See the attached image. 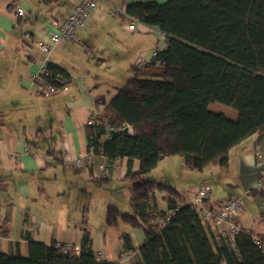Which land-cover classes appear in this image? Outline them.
I'll return each instance as SVG.
<instances>
[{"label": "crops", "instance_id": "crops-1", "mask_svg": "<svg viewBox=\"0 0 264 264\" xmlns=\"http://www.w3.org/2000/svg\"><path fill=\"white\" fill-rule=\"evenodd\" d=\"M135 1L144 0H100L75 39L54 48L50 61L66 71L70 86L44 96L32 79L44 56L37 43L56 31V23L79 0H0V226L7 229L0 236V251L27 256L30 237L81 248L87 229L92 250L103 260L133 264L140 259L144 231L121 219L113 226L106 220L109 205L132 213L126 180L129 159L110 161L88 147V127H93L90 115L117 95L119 82L125 78L120 68L129 62L132 68L142 59L149 62L153 50L167 47V37L156 27L137 22L135 30L129 29L127 6ZM17 6L24 8L23 16L17 15ZM209 109L233 120L239 116L236 109L217 102ZM263 145L264 137L257 134L246 138L230 150L224 169L235 165L246 192L258 206V215L243 208L238 216L240 226L264 235V194L258 186L264 178V160L255 154ZM214 167L219 166L208 165L200 170L201 175ZM139 169L140 160L134 159L131 170ZM195 171L181 156H169L145 178L175 186L193 203L200 187L194 181ZM118 182L125 185L122 196L121 191L110 192ZM207 186L210 195L212 188ZM101 187L109 190L101 191ZM227 196L210 195L207 203L222 204ZM156 199L159 211H169L165 193L157 192ZM208 233L216 235L212 229ZM124 234L132 249L126 247ZM125 251L132 253L130 259L121 258Z\"/></svg>", "mask_w": 264, "mask_h": 264}, {"label": "trees", "instance_id": "trees-1", "mask_svg": "<svg viewBox=\"0 0 264 264\" xmlns=\"http://www.w3.org/2000/svg\"><path fill=\"white\" fill-rule=\"evenodd\" d=\"M127 13L158 28L167 47L157 48L145 65L134 64L133 75L96 112L101 124H129L132 133L115 132L101 141L99 127H88L89 149L110 161L127 157L130 163L126 180L132 213L109 205L107 224L121 219L144 231L141 257L133 264H264L254 240L264 239L263 234L240 226L237 216L240 230L231 247L222 236H209L197 206L175 186L145 178L169 156H181L192 169L225 168L233 147L254 134L264 137V0H144L130 2ZM49 68L70 79L57 65ZM214 102L236 109L238 118L211 111ZM134 159L140 160L137 172L131 170ZM157 192L165 193L172 214L158 210ZM207 200L211 208L221 205ZM6 233L0 226V236ZM91 244L87 229L79 255L64 252V243L30 237L27 256L0 251V264H119L98 259Z\"/></svg>", "mask_w": 264, "mask_h": 264}, {"label": "built area", "instance_id": "built-area-1", "mask_svg": "<svg viewBox=\"0 0 264 264\" xmlns=\"http://www.w3.org/2000/svg\"><path fill=\"white\" fill-rule=\"evenodd\" d=\"M100 0H79L72 6L70 14L56 23V31H54L47 40H42L37 43L38 48L43 53V59L40 61L39 70L36 72L32 79L35 84L38 93L49 96L55 92L66 90L70 86V80L65 78L61 74H55L49 68L50 56L54 48L62 42L71 41L75 39L77 30L85 25L92 15V13L98 8ZM16 13L18 16H23L26 12L21 6L16 7ZM130 24L128 25L130 30L136 29L137 19L133 16H129ZM156 50L152 51L153 56L156 54ZM147 62L145 59L138 60L137 65L143 66ZM50 78V80H49ZM89 124L93 127H99L96 133L101 141L107 138H111L115 132H128L132 133V126L129 124H122L120 127H113L110 125L101 124L97 119L96 114L92 113L89 118ZM104 128V133L100 134V128ZM256 156L260 160H264V145L258 146L255 151ZM260 189L264 188V178H260L258 181ZM210 192L209 186H200L194 196V204L197 206L198 216L201 222L207 229H212L215 234H220L225 240L227 245L234 247L236 244V236L240 230L235 218L240 214L244 206V201L241 197L231 196L225 199L218 207L211 208L205 204V199L208 198ZM174 211H168V214H172ZM164 219L159 218L157 222L164 224ZM255 243L258 248L264 253V239L255 236ZM63 251L71 253L72 255H79L82 248L72 246L70 244L63 245ZM98 259H102L101 254L96 255ZM132 253L125 251L121 254L122 259H130Z\"/></svg>", "mask_w": 264, "mask_h": 264}, {"label": "rangeland", "instance_id": "rangeland-1", "mask_svg": "<svg viewBox=\"0 0 264 264\" xmlns=\"http://www.w3.org/2000/svg\"><path fill=\"white\" fill-rule=\"evenodd\" d=\"M137 34H138V32H136L135 35H137ZM141 36H143V35H141ZM142 38L144 39L143 42H146L147 39H145V36ZM129 63H127V65H125V67L122 66V68H120V70H121L120 76L123 75V77H124V75H125V78L124 79L122 78V80L119 82V87H122L127 82L129 77L132 76V74H133V70L131 68V63L130 64ZM217 103L221 104L223 106H226L222 103H219V102H217ZM214 168L215 169H210V170L207 169L203 173V175H201L202 171H200V170L195 171L197 173V176L195 177L194 181H197V183H199V186L210 185L212 188V191L210 193L211 197H214V198L224 197V196H227L228 194H233V196H235V197H241L244 201L243 208L246 209V212L250 213V215L254 214V213L256 215H258L257 203L254 202L253 195L246 192L245 187L243 186V180H242L241 174L238 170L235 169V165L233 164L232 168L229 171L227 169L222 168V167H214ZM178 175H180L179 171H178ZM115 186L116 187H113L110 190V192L113 193L115 190L121 191V196H122V194H123L122 191L125 187L124 183L118 182V183H115ZM99 189L101 191L103 190L105 192L107 190H109V189H107V187H104V188L101 187ZM228 197H230V196H227L225 199H227ZM120 200H123V199L121 198ZM243 208H242V210H243ZM217 236L219 238L221 237V235L218 233H217ZM219 238H218V240H219Z\"/></svg>", "mask_w": 264, "mask_h": 264}]
</instances>
